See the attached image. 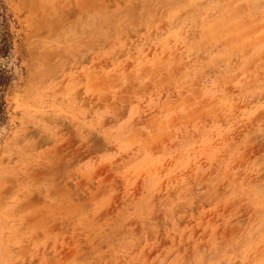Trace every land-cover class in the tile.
Here are the masks:
<instances>
[{
  "label": "rangeland",
  "instance_id": "obj_1",
  "mask_svg": "<svg viewBox=\"0 0 264 264\" xmlns=\"http://www.w3.org/2000/svg\"><path fill=\"white\" fill-rule=\"evenodd\" d=\"M0 264H264V0H0Z\"/></svg>",
  "mask_w": 264,
  "mask_h": 264
},
{
  "label": "trees",
  "instance_id": "obj_2",
  "mask_svg": "<svg viewBox=\"0 0 264 264\" xmlns=\"http://www.w3.org/2000/svg\"><path fill=\"white\" fill-rule=\"evenodd\" d=\"M9 48V42L7 40V35L3 34L0 36V54L2 57L6 56ZM10 80V77L8 75V71L0 66V91L3 87H5ZM3 106V103L0 101V110Z\"/></svg>",
  "mask_w": 264,
  "mask_h": 264
}]
</instances>
